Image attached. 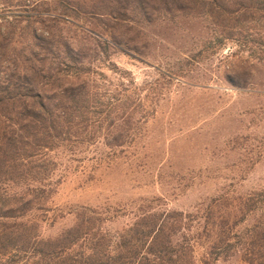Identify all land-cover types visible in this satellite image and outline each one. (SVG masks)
Wrapping results in <instances>:
<instances>
[{
    "label": "rangeland",
    "instance_id": "374dc122",
    "mask_svg": "<svg viewBox=\"0 0 264 264\" xmlns=\"http://www.w3.org/2000/svg\"><path fill=\"white\" fill-rule=\"evenodd\" d=\"M182 1L188 8L132 0L118 24L81 14L94 36L61 25L71 42L84 37L78 44L96 58L85 80L111 90L134 80L142 98L135 117L147 118L121 147L103 143L117 134L110 129L74 154H51L57 166L46 209L23 218L41 236L72 226L79 206L115 211L157 198L160 208L195 212L213 197L230 201L264 189V0ZM131 217L117 216L109 227ZM251 222L248 216L239 228ZM203 255L197 247L192 264H204ZM209 264L243 262L234 254Z\"/></svg>",
    "mask_w": 264,
    "mask_h": 264
},
{
    "label": "trees",
    "instance_id": "16d2710c",
    "mask_svg": "<svg viewBox=\"0 0 264 264\" xmlns=\"http://www.w3.org/2000/svg\"><path fill=\"white\" fill-rule=\"evenodd\" d=\"M131 3L0 0V264H192L197 247L204 264L234 254L243 264H264V189L230 201L213 197L195 212L160 208L157 198L115 211L79 206L75 223L53 238L23 220L34 207L46 209L57 166L51 154H74L94 142L95 132L110 129L117 134L103 143L121 147L147 118L135 117L142 98L134 80H120L114 90L85 80L96 58L78 44L84 37L71 42L61 26L94 36L79 23L81 14L118 24ZM160 3L188 8L182 0ZM46 23L51 29L41 32L37 25ZM19 183L25 187L17 192L11 184ZM121 215L132 217L109 227ZM248 216L252 222L239 228Z\"/></svg>",
    "mask_w": 264,
    "mask_h": 264
}]
</instances>
